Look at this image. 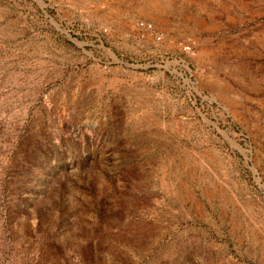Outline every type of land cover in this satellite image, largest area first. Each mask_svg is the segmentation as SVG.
Returning a JSON list of instances; mask_svg holds the SVG:
<instances>
[{
  "label": "rangeland",
  "instance_id": "obj_1",
  "mask_svg": "<svg viewBox=\"0 0 264 264\" xmlns=\"http://www.w3.org/2000/svg\"><path fill=\"white\" fill-rule=\"evenodd\" d=\"M230 2L235 46L131 0H0V264H264V0Z\"/></svg>",
  "mask_w": 264,
  "mask_h": 264
},
{
  "label": "crops",
  "instance_id": "obj_2",
  "mask_svg": "<svg viewBox=\"0 0 264 264\" xmlns=\"http://www.w3.org/2000/svg\"><path fill=\"white\" fill-rule=\"evenodd\" d=\"M131 2L134 5V10H137V15L150 17L168 38L175 40L183 38L184 33L178 31L180 25L186 26L189 31L191 30L190 32L195 33L197 29L195 31L191 29L193 21L197 24L201 23L203 26L200 31L197 30L195 33L199 36L207 35V38H212L210 35L222 32L229 40H232L233 46H235V41L244 44L246 39L244 34L245 24L247 25L245 10H242L240 6L238 9L232 10L230 0L220 4L221 8L213 10L186 5L182 0H131ZM251 31L255 32L254 29ZM262 42L259 47H263L264 54V35Z\"/></svg>",
  "mask_w": 264,
  "mask_h": 264
},
{
  "label": "built area",
  "instance_id": "obj_3",
  "mask_svg": "<svg viewBox=\"0 0 264 264\" xmlns=\"http://www.w3.org/2000/svg\"><path fill=\"white\" fill-rule=\"evenodd\" d=\"M136 26L140 31L141 36H150L157 41L161 39V34L156 30L152 22L148 20H139L137 21ZM182 50L191 54L195 52L189 44L182 45Z\"/></svg>",
  "mask_w": 264,
  "mask_h": 264
}]
</instances>
